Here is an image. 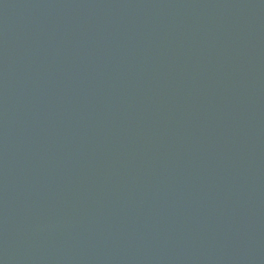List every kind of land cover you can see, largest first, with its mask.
I'll return each mask as SVG.
<instances>
[{
    "label": "water",
    "instance_id": "1",
    "mask_svg": "<svg viewBox=\"0 0 264 264\" xmlns=\"http://www.w3.org/2000/svg\"><path fill=\"white\" fill-rule=\"evenodd\" d=\"M0 264H264V0H0Z\"/></svg>",
    "mask_w": 264,
    "mask_h": 264
}]
</instances>
